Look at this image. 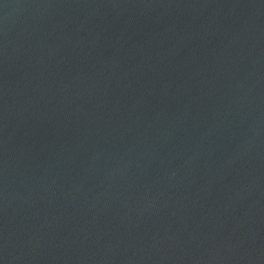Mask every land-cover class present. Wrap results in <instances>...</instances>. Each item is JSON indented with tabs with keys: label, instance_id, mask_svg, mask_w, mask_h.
Returning a JSON list of instances; mask_svg holds the SVG:
<instances>
[{
	"label": "water",
	"instance_id": "water-1",
	"mask_svg": "<svg viewBox=\"0 0 264 264\" xmlns=\"http://www.w3.org/2000/svg\"><path fill=\"white\" fill-rule=\"evenodd\" d=\"M0 264H264V0H0Z\"/></svg>",
	"mask_w": 264,
	"mask_h": 264
}]
</instances>
